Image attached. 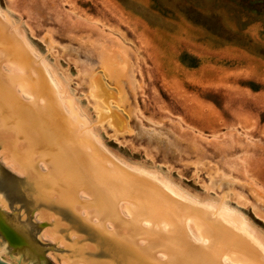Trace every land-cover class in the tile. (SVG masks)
I'll list each match as a JSON object with an SVG mask.
<instances>
[{
  "label": "rangeland",
  "instance_id": "1",
  "mask_svg": "<svg viewBox=\"0 0 264 264\" xmlns=\"http://www.w3.org/2000/svg\"><path fill=\"white\" fill-rule=\"evenodd\" d=\"M36 4L41 12L29 18ZM0 9L93 122L81 64L101 76L126 124L116 135L107 122L95 125L111 151L192 192L225 196L264 234V0H0ZM87 35L121 45L127 74L113 80L86 56L79 46ZM212 173L224 181L215 191Z\"/></svg>",
  "mask_w": 264,
  "mask_h": 264
},
{
  "label": "water",
  "instance_id": "2",
  "mask_svg": "<svg viewBox=\"0 0 264 264\" xmlns=\"http://www.w3.org/2000/svg\"><path fill=\"white\" fill-rule=\"evenodd\" d=\"M92 81L110 110L94 108L97 123L125 131L115 94ZM90 126L0 18V264H264L212 214L116 162Z\"/></svg>",
  "mask_w": 264,
  "mask_h": 264
},
{
  "label": "bare ground",
  "instance_id": "3",
  "mask_svg": "<svg viewBox=\"0 0 264 264\" xmlns=\"http://www.w3.org/2000/svg\"><path fill=\"white\" fill-rule=\"evenodd\" d=\"M40 9L41 8L37 4L34 5V8H29L28 17L34 19V17L40 14ZM0 18L11 28L15 36L20 40V42L29 52V54L40 64L58 95L61 98L68 100L77 116L81 120H83L87 125H91L88 128L89 136L95 142H97L104 150H106L116 162H118L120 165L127 168L128 170L136 174L142 175L147 179L162 186L165 190H167L170 194L174 195L180 201L182 200V202L184 201L185 203L203 211H206L212 214L213 216L214 214H216L218 216H216L217 219H219L221 222L226 223L236 231H239L241 233L239 235H246V238L244 236L242 237H244L248 242H250L264 256V234L261 233L250 222V220L242 211H240L236 207L231 206L226 201L225 196L216 198L192 192L191 190L184 187L180 182L175 181L172 177H170L168 174L164 173L160 169L155 167H147L145 165L137 163H131L125 158H122L121 156L111 151L103 143L95 126L96 124H102L107 122L114 130V135H116L119 131H117V129L112 124H110L111 118L108 117L103 121L97 123L99 120V113L97 112L96 121L93 122L86 113V111L80 107L76 96L71 94L68 86L69 82L66 79L61 78L57 74V72L52 68V66L47 62V60L44 59V57L37 51V49L30 42L28 36L26 35L25 29L12 16L10 11L8 9H0ZM66 23H68V21H66ZM68 24L69 25H67L66 29L73 30V22H69ZM101 36L102 35H97L96 38L93 39L91 35H87V39L84 38L85 41L81 44V46H79V48L86 53V56L95 59L97 64L104 70L106 75H108L113 80H117L124 74H127L126 72L128 64L126 61V50L120 47L121 45L119 46L117 42H113L116 44H114L115 46L109 45V42H105V40ZM49 38L51 40L50 48L54 47V41L52 40V36H50ZM49 38L46 37L45 40ZM62 50L67 53L71 51V48L69 46H65L62 48ZM92 71V65L81 64L82 84L87 87L88 98L95 104V108L102 111L103 113H110L109 108L103 103V101L94 97L93 95V93L98 91V88L95 86V82L92 81V79L96 75H92V78L90 77ZM109 107L114 110L110 101ZM223 184L224 181L222 179L215 177L213 173L210 175V182L208 186L210 190L215 191L217 189H220Z\"/></svg>",
  "mask_w": 264,
  "mask_h": 264
},
{
  "label": "flooded vegetation",
  "instance_id": "4",
  "mask_svg": "<svg viewBox=\"0 0 264 264\" xmlns=\"http://www.w3.org/2000/svg\"><path fill=\"white\" fill-rule=\"evenodd\" d=\"M12 205V204H11ZM43 204H41L40 206H42ZM44 206V205H43ZM49 209H51V208H49ZM62 216L64 217V218H67L68 219V217L66 216V215H64V214H62ZM82 230V229H81ZM66 230L65 229H60V232H65ZM65 236V238H68L67 237V235H64ZM50 244V243H49ZM113 251V250H112ZM109 252V251H108ZM88 255H91V256H98V257H101V256H106V255H109V254H107V252H86ZM110 256H112V253H110Z\"/></svg>",
  "mask_w": 264,
  "mask_h": 264
}]
</instances>
